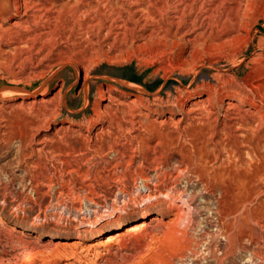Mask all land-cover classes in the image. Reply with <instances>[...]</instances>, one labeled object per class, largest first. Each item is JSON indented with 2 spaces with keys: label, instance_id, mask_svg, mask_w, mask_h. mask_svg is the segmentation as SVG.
<instances>
[{
  "label": "rangeland",
  "instance_id": "rangeland-1",
  "mask_svg": "<svg viewBox=\"0 0 264 264\" xmlns=\"http://www.w3.org/2000/svg\"><path fill=\"white\" fill-rule=\"evenodd\" d=\"M221 10L228 26L204 44H190L186 29L171 33L168 46L77 30L26 62L15 59V45H3L0 85L25 92L0 94V264H264V126L254 136L255 124L229 129L217 114L168 112L174 98L264 64V0H223ZM231 35L237 55L227 58L212 45ZM101 88L110 100L100 99ZM131 99L139 101L128 108ZM191 146L208 166L218 156L233 161L235 192L251 193L248 225L230 231V244L213 214L219 191L212 196L195 175L178 171L179 149ZM144 183L157 195L149 205ZM181 191L194 198L190 224L175 223ZM144 220V231L122 235ZM97 227L105 231L86 237Z\"/></svg>",
  "mask_w": 264,
  "mask_h": 264
},
{
  "label": "bare ground",
  "instance_id": "bare-ground-1",
  "mask_svg": "<svg viewBox=\"0 0 264 264\" xmlns=\"http://www.w3.org/2000/svg\"><path fill=\"white\" fill-rule=\"evenodd\" d=\"M222 1L223 0H13V12L6 17L0 18V55H2L3 45H15V59L26 62L31 59L29 54L34 50L36 51L34 53L35 57L39 56L49 44L57 43L64 38L68 41L69 39L67 37L73 36L77 30H82L85 34H93L96 30V37L103 31L107 38L109 34L114 35L115 39L122 35L123 41H128L126 44H133L135 40H142L146 45L161 42L166 46L167 42H169L168 38L173 36L171 33L177 35L180 30L186 29L184 31H188L193 37L191 40L189 39L190 41L188 42L194 45V42L202 41L204 37L208 36L213 30L221 27L223 28L227 25L226 18L224 20L222 18L224 15L221 12L223 11L221 10ZM223 17H225V15ZM6 35H9L8 39H5ZM236 38H238L236 35L228 36L224 40H218L220 42L213 44L212 47L222 52L225 51L223 53L224 57L230 58L236 56L237 51L230 50ZM204 43L205 40H203V44ZM145 44L143 45L145 46ZM138 47L140 48L142 46L138 45ZM68 60L66 63L75 62V60ZM1 62H3L4 66L8 63L6 58ZM263 65L254 68L251 73H248L243 79L238 80L236 76L218 78L215 80L216 84L207 85L203 91H194L183 96H178L174 98L172 104L169 105L168 112L172 113L175 107H178L180 113L185 115V117H188L189 113L196 110L205 112L201 114L209 115V117H213L214 114H217L223 120V123H220L221 126L229 129L240 125L246 126L255 124L253 130L255 133L254 136H256L257 132L264 126ZM88 73V70L84 72V80L88 78ZM1 78L6 79L2 75ZM10 82L17 83L15 81ZM107 91L111 90L105 88L100 89V99L106 98L110 100V97L107 96ZM191 99L196 100L191 101ZM137 100L139 101V99H131L127 107L131 108L135 106V101ZM189 105H192V108H189ZM193 106H196L197 109ZM94 108L99 112L97 104ZM190 117L191 115L189 118ZM191 120L193 121V118ZM215 120L217 121V118ZM127 122H130V120ZM169 152V148L164 147L163 156L167 157V155L171 154H169ZM200 152L202 153V151ZM178 155H180L178 164L183 166L182 169L178 170L180 173L188 172L189 174L195 175L197 182L201 184L203 190L210 193L212 196L215 191H219V194L215 197V209L213 214L218 224L220 235H224L227 241L226 243L230 244V231L240 228L244 223L248 225V217L251 216L249 214V209L246 207V203L250 201L251 193L249 192L242 196L235 192V175L239 167L237 166V169L235 165L232 164L233 161L222 159L220 156L216 157V159L219 160L216 166H208V162L202 160L203 158H201V154L197 153L195 146H191V149L188 151L179 149ZM168 157L167 159H169ZM161 164H163V162ZM245 166L246 168L250 167L251 162L248 160ZM148 184H143L147 194H140L142 201H146L143 205H149L157 199V195L150 193L151 186ZM259 184L261 187L264 186V177L259 179ZM154 185L156 186V184ZM171 189L172 192L175 191L174 187ZM164 195L169 199V201H166L169 205L171 203L170 200L176 197L171 192ZM257 196H259V200L261 194ZM176 198L182 204L179 205V209L175 212V223L178 224L183 220H186L187 224L192 223V212L194 209L192 203L194 198L186 195L184 191L178 192ZM180 207H183L185 210L183 211V208L180 209ZM119 210L121 209H113L107 214L105 220L112 223L113 219L117 217L116 213ZM152 219H155V217ZM95 226H97V224H95ZM148 226L149 224L147 221H140L135 225L128 226L125 228L124 232L121 233L125 237L142 230L144 231ZM96 230V234H91L86 237L94 238L105 231L101 230L99 227H97ZM114 235L115 238L119 236V234ZM106 240L110 243L114 238L108 237ZM26 259L27 255L23 253L21 263L25 262ZM220 262L219 260V263Z\"/></svg>",
  "mask_w": 264,
  "mask_h": 264
},
{
  "label": "water",
  "instance_id": "water-1",
  "mask_svg": "<svg viewBox=\"0 0 264 264\" xmlns=\"http://www.w3.org/2000/svg\"><path fill=\"white\" fill-rule=\"evenodd\" d=\"M12 2L13 0H0V18L6 17L13 12ZM41 87L39 90H41ZM9 92L23 93L25 90L22 87L19 88L11 84L4 83L0 85V94Z\"/></svg>",
  "mask_w": 264,
  "mask_h": 264
}]
</instances>
